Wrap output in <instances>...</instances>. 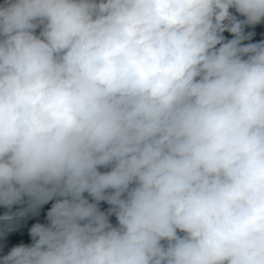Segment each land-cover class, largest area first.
Segmentation results:
<instances>
[{"label": "clouds", "instance_id": "1", "mask_svg": "<svg viewBox=\"0 0 264 264\" xmlns=\"http://www.w3.org/2000/svg\"><path fill=\"white\" fill-rule=\"evenodd\" d=\"M262 23L264 0H0V207H24L0 236L51 202L0 264H264Z\"/></svg>", "mask_w": 264, "mask_h": 264}, {"label": "trees", "instance_id": "2", "mask_svg": "<svg viewBox=\"0 0 264 264\" xmlns=\"http://www.w3.org/2000/svg\"><path fill=\"white\" fill-rule=\"evenodd\" d=\"M246 31H254L255 35L252 38L251 42H259L260 40H264V23L257 25L254 29L253 28H246ZM225 37L231 39V35L227 32L224 33ZM247 43V41H246ZM102 171L105 169H101ZM87 195V194H85ZM101 209H105L108 205L104 202L101 203ZM24 211V207L22 206H14L11 209H7L4 207H0V217L4 215H10L14 218L20 217V213ZM45 205L43 208L39 210V215L34 216V219L39 223H46L45 214H46ZM31 214L25 215L23 218L18 220V223L14 225L15 230L8 232L4 236H0V256L4 255L6 251H8L9 246H14L17 244L22 243L23 240V231L31 225L30 220ZM33 216V215H32ZM113 223H115V217H111Z\"/></svg>", "mask_w": 264, "mask_h": 264}, {"label": "rangeland", "instance_id": "3", "mask_svg": "<svg viewBox=\"0 0 264 264\" xmlns=\"http://www.w3.org/2000/svg\"><path fill=\"white\" fill-rule=\"evenodd\" d=\"M51 207V202L49 203V204H47V205H45V208H46V211L49 209ZM30 220H31V225L29 226V227H27L24 231H23V233H22V235H23V244H30L31 243V238H30V236H29V234H28V230H29V228L34 224V223H37V221L34 219V216H30ZM11 247H12V245L11 246H9V248H8V251L11 249ZM8 251H6V253L5 254H7V252ZM4 254V255H5ZM3 256V255H2Z\"/></svg>", "mask_w": 264, "mask_h": 264}]
</instances>
